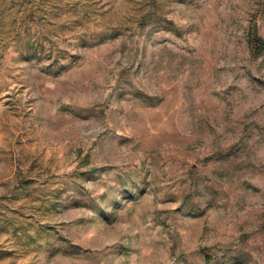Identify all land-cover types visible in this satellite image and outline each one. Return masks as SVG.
<instances>
[{"label": "rangeland", "instance_id": "374dc122", "mask_svg": "<svg viewBox=\"0 0 264 264\" xmlns=\"http://www.w3.org/2000/svg\"><path fill=\"white\" fill-rule=\"evenodd\" d=\"M0 264H264V0H0Z\"/></svg>", "mask_w": 264, "mask_h": 264}, {"label": "trees", "instance_id": "16d2710c", "mask_svg": "<svg viewBox=\"0 0 264 264\" xmlns=\"http://www.w3.org/2000/svg\"><path fill=\"white\" fill-rule=\"evenodd\" d=\"M254 45H255V34L252 33L251 37H250V48H251V50H253Z\"/></svg>", "mask_w": 264, "mask_h": 264}]
</instances>
